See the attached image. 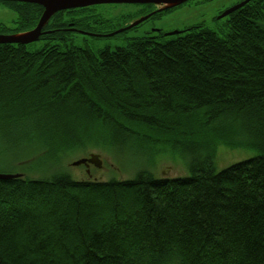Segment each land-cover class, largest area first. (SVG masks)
I'll list each match as a JSON object with an SVG mask.
<instances>
[{
	"label": "trees",
	"instance_id": "trees-1",
	"mask_svg": "<svg viewBox=\"0 0 264 264\" xmlns=\"http://www.w3.org/2000/svg\"><path fill=\"white\" fill-rule=\"evenodd\" d=\"M0 3L16 15L4 36L32 31L44 12ZM97 7L48 20L38 41L63 47L0 44V142L42 169L89 147L121 154L163 140L191 156L192 174L0 180V264H264V0L225 17V37L198 26L114 51L66 44L122 28L97 36ZM193 136L210 141L184 142ZM218 142L260 155L215 172Z\"/></svg>",
	"mask_w": 264,
	"mask_h": 264
},
{
	"label": "rangeland",
	"instance_id": "rangeland-1",
	"mask_svg": "<svg viewBox=\"0 0 264 264\" xmlns=\"http://www.w3.org/2000/svg\"><path fill=\"white\" fill-rule=\"evenodd\" d=\"M240 0H187L186 2L172 7L161 15L152 16L151 20L143 22L144 16L152 9H165L167 6H155L147 9L132 5H101L91 11V14L102 15L105 20L98 19L96 31L99 35H105L113 25H121V29H128L127 32L109 38L84 37L73 33L69 36L70 41L66 44L75 47L89 48L98 53L105 48L114 51L117 47H125L130 39L140 38L153 33L154 30H161L164 35L174 31H185L193 27L203 26L208 28L220 37L228 34L225 18L218 20L221 12L230 8ZM168 8V7H167ZM144 9V10H143ZM161 10V11H163ZM160 12V11H159ZM15 13L6 5L0 3V23L11 26L15 20ZM131 26H137L132 29ZM95 33V32H92ZM157 33H153L156 35ZM47 44L62 46L63 41L40 40L28 45L31 52L39 51ZM63 49V48H62ZM202 137H189L184 142L198 143L205 145ZM142 149L128 148L118 154L114 151L97 150L89 147L86 150H78L74 156L67 157L57 165H48L46 168L36 167L43 161L35 162L39 156L30 159L21 157L18 153L12 154L14 146L0 142V173H19L23 177L41 179L52 176L56 172H66L74 180H99V181H124L134 179L138 173L146 172L156 179L188 177L192 174L190 170L191 156L183 153L180 149L173 148L165 141L149 145H143ZM198 145L194 146L196 157H202L204 151ZM198 150V151H197ZM90 154L101 155L102 168L97 169L90 166L89 175L85 166L73 167L72 164ZM260 152L253 147L230 146L224 143H216V154L214 160L215 172L228 168L238 162L255 158ZM35 162V163H34Z\"/></svg>",
	"mask_w": 264,
	"mask_h": 264
},
{
	"label": "water",
	"instance_id": "water-1",
	"mask_svg": "<svg viewBox=\"0 0 264 264\" xmlns=\"http://www.w3.org/2000/svg\"><path fill=\"white\" fill-rule=\"evenodd\" d=\"M1 2H17V3H25V4H35L39 5L44 8L43 15L36 26L28 33L27 37L20 38L18 37L21 34L13 35V36H4L0 35V44H23L28 45L34 43L39 40V38L43 34H48L49 32H44V26L48 22V20L56 13L66 11V10H73V9H82L88 8L93 6H101V5H154V6H167L168 8H172L178 6L187 0H0ZM250 0H246L240 4H237L229 9H227L218 19L225 18L235 12L236 10L240 9L241 7L245 6ZM167 7L165 9H167ZM163 9H158L157 11H161ZM149 16L142 19L145 21ZM133 27V26H131ZM159 31V30H155ZM122 32V30L116 31L112 34H108L101 37H113L117 34ZM182 33L181 31H174L165 34L166 37H172ZM26 34V33H23ZM92 35V34H90ZM100 36V35H97ZM85 166L87 168V173L89 174L88 169L90 165L95 166L97 169L102 168V160L101 155L99 154H90L88 158H82L72 164L73 167L78 166ZM22 175L20 174H0V180H10L21 178Z\"/></svg>",
	"mask_w": 264,
	"mask_h": 264
},
{
	"label": "flooded vegetation",
	"instance_id": "flooded-vegetation-1",
	"mask_svg": "<svg viewBox=\"0 0 264 264\" xmlns=\"http://www.w3.org/2000/svg\"><path fill=\"white\" fill-rule=\"evenodd\" d=\"M244 1H246V0H240V1H238V2H236L235 4H233L231 7H233V6H235V5H237V4H240V3H242V2H244ZM155 7V6H154ZM230 7V8H231ZM149 8H151V7H147V9H149ZM229 9V8H228ZM226 11V10H225ZM224 11V12H225ZM224 12H221L220 14H219V16H218V18L221 16V14L222 13H224ZM234 13V12H233ZM232 13V14H233ZM160 13L159 12H157V9H152V10H150V12H149V14H147L146 16H144V17H147V16H149V18H147L145 21H143V22H146V21H148V20H151V17L152 16H158ZM231 15V14H230ZM229 15V16H230ZM128 31V29H123L122 30V32H120V33H125V32H127ZM161 32V30H159L158 32L157 31H153V33H160Z\"/></svg>",
	"mask_w": 264,
	"mask_h": 264
},
{
	"label": "bare ground",
	"instance_id": "bare-ground-1",
	"mask_svg": "<svg viewBox=\"0 0 264 264\" xmlns=\"http://www.w3.org/2000/svg\"><path fill=\"white\" fill-rule=\"evenodd\" d=\"M27 36H28V33H26V34H21V35H19L18 37L23 38V37H27ZM115 36H117V35H115ZM0 174L8 175V174H19V173H0ZM20 175H22V174H20ZM22 177H23V175H22ZM95 181H96V180H95Z\"/></svg>",
	"mask_w": 264,
	"mask_h": 264
}]
</instances>
